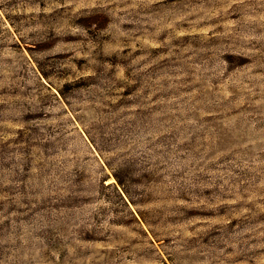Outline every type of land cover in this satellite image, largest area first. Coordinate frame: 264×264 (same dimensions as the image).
I'll use <instances>...</instances> for the list:
<instances>
[{"label":"rangeland","instance_id":"374dc122","mask_svg":"<svg viewBox=\"0 0 264 264\" xmlns=\"http://www.w3.org/2000/svg\"><path fill=\"white\" fill-rule=\"evenodd\" d=\"M0 264H264V0H0Z\"/></svg>","mask_w":264,"mask_h":264}]
</instances>
